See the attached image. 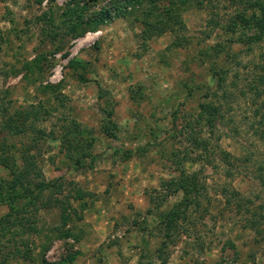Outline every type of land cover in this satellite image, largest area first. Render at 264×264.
I'll list each match as a JSON object with an SVG mask.
<instances>
[{
	"label": "rangeland",
	"instance_id": "obj_1",
	"mask_svg": "<svg viewBox=\"0 0 264 264\" xmlns=\"http://www.w3.org/2000/svg\"><path fill=\"white\" fill-rule=\"evenodd\" d=\"M70 1L0 0V105L12 114L40 105L37 126L58 138L33 151L45 177L94 193L83 221L73 225L75 237L52 235L60 209L42 210L34 261L11 264H44L43 246L48 264L69 255L75 260L65 264H264V234L251 224L262 218L264 230V39L239 44L227 28L244 5L160 0L161 8L179 12L186 29L145 40L139 7L121 17L112 10L109 23L69 35L60 15ZM86 2L91 15L113 1ZM203 103L219 111L213 135ZM198 138L208 140L206 151L196 147ZM180 167L205 193L186 223L193 236L164 249L160 217L184 193L168 195L162 184ZM224 188L240 193L229 207ZM7 211L1 207L0 215Z\"/></svg>",
	"mask_w": 264,
	"mask_h": 264
},
{
	"label": "trees",
	"instance_id": "obj_2",
	"mask_svg": "<svg viewBox=\"0 0 264 264\" xmlns=\"http://www.w3.org/2000/svg\"><path fill=\"white\" fill-rule=\"evenodd\" d=\"M92 1L98 2V0ZM111 1H113L111 8L90 15L86 13L89 10L88 2L82 6L81 0H71L60 15L62 24L68 29L69 35L82 36L96 27L109 23L114 18L112 10L115 11L116 16L121 17L130 13L127 9L139 7L144 11L142 23L145 27L143 34L145 40L150 39L156 33L158 35L166 32L178 34L179 29H186L179 12L171 7L161 8L158 6L160 0H123V3L119 0ZM227 1L235 5L243 4L245 9V12H240L238 16L232 18L227 26L233 34H239V40L235 42L252 45L262 41L264 39V0ZM189 2L190 0H178V6L185 7ZM53 20L54 18L51 22ZM214 21L213 18L209 20L208 29H211ZM207 31L209 30L206 29L202 33L210 36ZM58 33L60 34L59 31L54 32L56 38ZM179 42L181 43L180 38L177 37L176 43ZM231 51L232 47H229L226 56L231 55ZM216 73L213 76L215 78L218 77L219 72ZM40 108V105H31L12 114L10 108L0 105V172H6L5 175H0V208L9 209L0 215V264H11L18 260L34 261V248L37 247L34 237L40 235L44 228L39 216L42 210L54 207L60 209L61 225L50 229L52 235L58 239L75 237L73 225L83 221V212L88 205L87 199L94 196V193L85 191L76 182H68L63 177L52 180L45 177L33 151L37 149L35 147L39 143L48 140L57 141L58 138L37 126L42 117ZM200 109L210 128V134L213 135L217 127L219 111L211 107L209 103L201 104ZM13 139H21L20 144L11 142ZM198 139V142L194 141L197 143L196 147L206 151L208 140ZM224 155L228 158V153ZM177 171L179 173L177 177L164 181L162 184V188L168 191V195L179 191L184 193L183 201L174 205L160 217L159 228L163 235L162 247L164 249H168L169 245H176L178 238L193 236L186 227V223L191 222L190 210L200 209L203 203L202 196L205 193L204 185L197 181L196 175L187 174L182 167ZM227 173L231 175L230 171ZM223 193L226 207L231 206L233 198L240 197V193L234 189L224 188ZM245 204L246 202H243L238 205L239 211H242ZM205 218L206 216L203 215L202 219ZM261 220L262 218H254L251 224L257 234L263 235L264 230L259 226ZM193 226L196 227L197 223L194 222ZM52 239L48 237L47 241L52 243ZM43 248L42 261L48 264L44 256L49 247L43 246ZM157 253L161 259H164L165 252L158 250ZM74 260L75 256L69 255L57 264L73 263Z\"/></svg>",
	"mask_w": 264,
	"mask_h": 264
}]
</instances>
